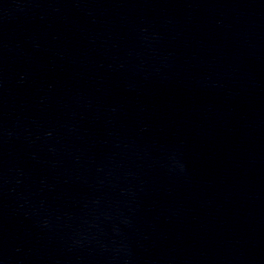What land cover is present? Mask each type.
I'll return each instance as SVG.
<instances>
[{
    "label": "water",
    "instance_id": "95a60500",
    "mask_svg": "<svg viewBox=\"0 0 264 264\" xmlns=\"http://www.w3.org/2000/svg\"><path fill=\"white\" fill-rule=\"evenodd\" d=\"M0 264H264V0H0Z\"/></svg>",
    "mask_w": 264,
    "mask_h": 264
}]
</instances>
